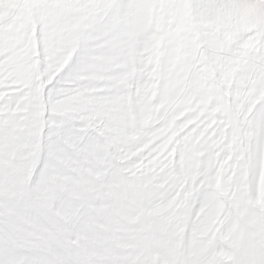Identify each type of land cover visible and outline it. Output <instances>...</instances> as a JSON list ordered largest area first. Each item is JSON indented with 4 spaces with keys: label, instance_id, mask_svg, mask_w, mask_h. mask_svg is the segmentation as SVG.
<instances>
[{
    "label": "snow or ice",
    "instance_id": "snow-or-ice-1",
    "mask_svg": "<svg viewBox=\"0 0 264 264\" xmlns=\"http://www.w3.org/2000/svg\"><path fill=\"white\" fill-rule=\"evenodd\" d=\"M16 51L24 71L9 63L12 53L0 56V202H11L6 192L19 193L41 230L24 233L0 210V264H55L53 252L82 247L114 215L128 225L130 242L109 264H147L150 251L169 240L166 210L149 208L166 177H177L172 202L183 197L184 207H191L184 238L199 235L231 248L246 183L257 174L264 183V83L241 90L258 74L253 69L264 67V53L233 66V53L213 37L185 39L170 75L194 100L206 94L207 107L191 117L181 114L178 126L187 124L174 142L148 141L121 158L114 146L124 110L116 101L135 73L127 38L106 21L82 26L68 38L41 20ZM97 67L104 72L99 87L88 78ZM201 124L222 133L214 160L205 154L203 134L196 135ZM37 151L39 179L30 160ZM45 184L50 192L42 199ZM226 264H264V239L241 243Z\"/></svg>",
    "mask_w": 264,
    "mask_h": 264
},
{
    "label": "rangeland",
    "instance_id": "rangeland-1",
    "mask_svg": "<svg viewBox=\"0 0 264 264\" xmlns=\"http://www.w3.org/2000/svg\"><path fill=\"white\" fill-rule=\"evenodd\" d=\"M175 1L166 0L179 13L182 6H176L178 3ZM149 12L150 0H89L87 3L80 0H0V56L6 52L12 53L9 63H14L18 71H24L21 54L16 51V47L26 37L30 39L41 20H49L54 31L68 38H74L76 30L82 26L106 21L112 30L127 38L134 54L135 73L129 80L130 86H121L116 101L124 110V127L121 138L114 146L123 158L130 154V150L134 152L148 141L154 145L167 137L170 142H174L176 135L187 124L185 120L184 125L178 126L181 114L191 117L207 107L209 97L206 94L194 100L191 95H186L185 89L170 75V65L175 63L180 45L185 39L193 36L213 37L223 50L233 53V66L247 63L256 54L264 53V23L258 28L239 24L231 28L229 24L215 28L202 22L204 20H185L178 26L180 31L176 39L166 29L163 30L158 44L159 53L155 54L151 50L153 46L146 42ZM153 19L157 23L155 16ZM253 71L258 74L248 78L242 92L246 93L251 85L264 83V67ZM103 75V69L97 67L90 70L88 78L99 87L104 83L100 79ZM205 124L210 122L206 121ZM213 128L214 125L206 127L201 124L195 131L196 135L203 134L201 143L205 154L214 160L215 152L218 151L214 142L221 139L222 133L220 129L213 131ZM30 160L35 169L34 178L39 179L41 164L38 151L30 156ZM175 179L177 177L165 178L157 200L149 206L152 211L157 206H163L166 210L169 240L162 248L150 251L147 264H226L232 259V250L241 243H251L253 240L260 242L264 239V183H258V174L251 183H246L243 190L242 216L233 225L234 235L228 238L231 248L227 244L209 242L199 235L195 239L184 238V223L191 207H184L181 202L183 197L172 202L178 188V185L174 187ZM180 179L183 182V178ZM49 192V184L42 186L41 198L46 199ZM7 196L11 197V202L7 198L0 202V210L12 217L17 228L24 233L39 232L41 225L29 214L20 194L6 192ZM205 211L211 214L212 206ZM135 215L136 212L131 211V216ZM101 223L103 227L85 237L82 247L68 252H53L55 264H63L65 259H71L73 264H109L119 252L128 251L129 233L124 230L128 225L121 216L114 215Z\"/></svg>",
    "mask_w": 264,
    "mask_h": 264
},
{
    "label": "bare ground",
    "instance_id": "bare-ground-1",
    "mask_svg": "<svg viewBox=\"0 0 264 264\" xmlns=\"http://www.w3.org/2000/svg\"><path fill=\"white\" fill-rule=\"evenodd\" d=\"M175 2L178 3L176 6H182L179 13L166 0H150L149 28L147 30L149 34L146 36V42L153 46L151 50L155 54L159 53L163 30L166 29L176 39L179 37L180 31L178 26L185 20L195 22L204 20L202 22L215 28L224 24H229L230 28L235 24L258 28L264 23V0H182L180 3L179 0H176ZM154 16L158 19L157 23L153 19Z\"/></svg>",
    "mask_w": 264,
    "mask_h": 264
}]
</instances>
